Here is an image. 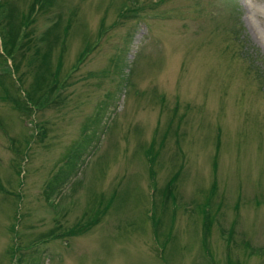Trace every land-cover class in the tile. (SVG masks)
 Returning a JSON list of instances; mask_svg holds the SVG:
<instances>
[{"label":"rangeland","instance_id":"1","mask_svg":"<svg viewBox=\"0 0 264 264\" xmlns=\"http://www.w3.org/2000/svg\"><path fill=\"white\" fill-rule=\"evenodd\" d=\"M33 1L2 0L3 35ZM257 21L264 0L44 4L17 77L35 99L34 77L45 84L60 63L63 87L37 109L29 99L27 117L1 77L0 264H264ZM87 39L99 42L74 68Z\"/></svg>","mask_w":264,"mask_h":264},{"label":"trees","instance_id":"2","mask_svg":"<svg viewBox=\"0 0 264 264\" xmlns=\"http://www.w3.org/2000/svg\"><path fill=\"white\" fill-rule=\"evenodd\" d=\"M52 0H34L31 4V9L29 11L28 14H19L17 17H15L12 12H11V16H10V20L9 22L12 23V26L9 25V30H8V36L6 37L5 35H3L2 32V28H0L1 30V50H0V63L1 65L7 66L2 73L0 74V84L2 85L1 87H4L1 81V77L2 79L5 77V81H8L10 86L16 90H18L20 93H22V100L19 101L15 98L11 99V103H12V107L14 110H22V112L24 113V115H26L27 117L32 115V107L28 106L29 101L32 103V106L34 107V109H37L39 107V104L42 105V103L45 102L46 99H48L50 93H52L53 90H58L61 89V87H63V83L60 81V77H59V71H60V63L58 65V68L55 70V72L53 71L52 73V78L48 79V81H44L43 83L39 84V81L37 80V77H34V82L32 83L34 89L35 87L38 89L39 87V91L37 92H41L38 98H33V95L31 96L32 99H28L27 96V90L23 88V80L20 77H17V73L19 72V67H20V61L16 60L18 59L17 55L18 53H20V49L23 47V45L21 44L22 39L25 37V29L28 28V26H30L33 22L34 19L36 17V15L38 14V12L40 11V9L43 7V5H48L51 3ZM3 9L4 6L2 4V0H0V22L2 21L3 17ZM128 12V9L126 8H122L121 12H119V16H121V14H125ZM103 27L102 24L100 23L99 26V30H98V34H97V39L100 40V36L102 33ZM63 36L65 37V33L63 34ZM9 38V39H8ZM98 40H96L95 42H89V39H87V41L85 42V46L82 48V51H80V53L77 56L76 59V63L74 68H76V66L80 65L83 60L85 59V57L87 55L90 54L91 50L93 48H95V46L98 44ZM96 43V45H94ZM64 48V41H61V52L63 51ZM23 57V56H22ZM44 59V58H43ZM46 62V58L44 60ZM9 62H11V64H8ZM38 69V68H37ZM2 70V69H1ZM49 78V77H48ZM43 86V87H41ZM3 89V88H2ZM6 89V90H5ZM23 89V90H21ZM41 89V91H40ZM4 94L6 98H8V96H10L8 89L4 88ZM30 92V91H29ZM26 93V94H25ZM31 93V92H30ZM36 92H34L35 95ZM12 97V96H10ZM23 108H20V107ZM44 129H40V132H43ZM219 146V142L217 143V147ZM218 151V150H217ZM151 152L148 151L146 152V157L148 159V163H149V168H150V182L152 184V186L155 188V175H154V171H153V165H154V161H155V154L151 155ZM216 157L215 156V163L216 164ZM214 167H216V165H214ZM3 187L0 184V191H4V189H2ZM170 189V187H169ZM216 189V185L213 184L212 190L210 191V197H212L214 191ZM114 198V196H112V199ZM205 219H208V223L207 224H203V244L205 246L208 247V244L206 243L207 237L209 236V231H210V225L212 223V219L209 215H207V217ZM98 220V219H97ZM97 220L94 222V224L97 222ZM88 227L87 226H80L78 229V234L80 235V233L84 232ZM153 233L155 234V236H157V229L154 227L153 224ZM69 233V231L67 232V234ZM57 237V236H62L53 233L51 235V237H47V238H53V237ZM258 253V252H257Z\"/></svg>","mask_w":264,"mask_h":264},{"label":"clouds","instance_id":"3","mask_svg":"<svg viewBox=\"0 0 264 264\" xmlns=\"http://www.w3.org/2000/svg\"><path fill=\"white\" fill-rule=\"evenodd\" d=\"M255 34L260 41H264V21H257L253 24Z\"/></svg>","mask_w":264,"mask_h":264}]
</instances>
